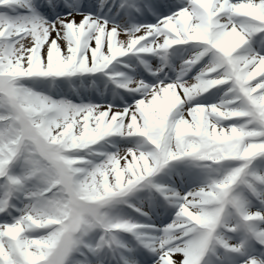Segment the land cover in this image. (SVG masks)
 <instances>
[{
    "label": "snow or ice",
    "instance_id": "6c2138e0",
    "mask_svg": "<svg viewBox=\"0 0 264 264\" xmlns=\"http://www.w3.org/2000/svg\"><path fill=\"white\" fill-rule=\"evenodd\" d=\"M178 4L173 10L166 0H0V9L23 10L0 12V264H31L28 253H43L35 264H213L210 248L224 250L215 264H264V171L254 163L264 161V0ZM152 17L155 23L146 22ZM249 41L260 50L249 46L241 54ZM189 44L195 51L173 69L168 50ZM145 55L160 64L153 69ZM121 64L132 75L117 71ZM166 67L176 71L174 79L160 76ZM220 86L226 91L219 103L193 102ZM230 120L244 122L224 123ZM113 136L142 141L96 150ZM181 161L239 165L184 193L153 182ZM102 178L111 189L100 201L105 206L139 188L154 192L147 211L134 207L147 223L118 219L84 235L74 204L54 194ZM241 185L260 210H249ZM170 208L171 221L158 226L152 213ZM121 231L131 239L122 241ZM43 243L52 246L38 247Z\"/></svg>",
    "mask_w": 264,
    "mask_h": 264
},
{
    "label": "clouds",
    "instance_id": "9594fccd",
    "mask_svg": "<svg viewBox=\"0 0 264 264\" xmlns=\"http://www.w3.org/2000/svg\"><path fill=\"white\" fill-rule=\"evenodd\" d=\"M197 39L202 37H195ZM225 55L228 54L230 49H223ZM141 158L143 162L146 164L147 160L141 154ZM120 178L121 173H117V186H120ZM101 188H103V195L101 194ZM111 189L107 187L106 178H102L101 180H94L85 184L84 182H77V187L72 190L61 189L55 195V199L59 203H63L65 201H71L74 204L73 211L78 212V219L80 220L81 230L84 235H87L88 232L95 231L98 228H105L110 225H113V222L118 220L115 217L109 215V212L105 205L101 204L100 201L104 199V196L109 194ZM53 215L55 213H52ZM200 224L209 223L208 217H193ZM54 221H45V223H52ZM39 226L40 221L36 222ZM52 245L49 243L40 244L38 247H51ZM28 258L31 264H35V261L44 259L43 253L40 255H33L32 253H28Z\"/></svg>",
    "mask_w": 264,
    "mask_h": 264
},
{
    "label": "rangeland",
    "instance_id": "374dc122",
    "mask_svg": "<svg viewBox=\"0 0 264 264\" xmlns=\"http://www.w3.org/2000/svg\"><path fill=\"white\" fill-rule=\"evenodd\" d=\"M41 13L43 14V12L41 11ZM156 22V20H154V21H152V22H149V23H155ZM195 51V48L193 47V45H191L190 46V51H189V53H188V56L186 57V56H182L179 52H176L175 53V57H176V60L177 61H175V64H176V67H177V71H178V69H179V67H180V65L182 64V62H183V60H185V59H187V58H189L192 54H193V52ZM122 60V59H121ZM125 62V61H124ZM151 64H152V66H153V69L155 68V65H158L159 64V62H155V61H151ZM175 78V77H174ZM185 79H187L186 77H184ZM26 87V86H25ZM30 88H33V90H37V88L36 87H34V86H30ZM34 88H36V89H34ZM38 91V90H37ZM225 91H226V89H224L223 90V94H221L220 95V99L218 100L217 98H216V96L215 97H213V98H210V99H208V100H204V101H199V100H194L193 102L194 103H201V104H214V103H219L220 102V100H221V98L222 97H224V93H225ZM54 98H59V97H54ZM69 98V97H68ZM95 99V98H94ZM95 102H97V103H99V102H101V101H97V99H95ZM137 145V143H133V142H131V141H128V142H126V143H124V145L123 146H121L120 145V147H118V148H113V149H109L107 152H116L118 149H128V148H133V147H135ZM93 160H94V158H93ZM223 164H225V163H223ZM220 167H218V165H216V164H213V165H211V167L209 168V170L208 171H201V170H199L198 168L196 169H191L190 170V172H191V174L188 176V181H190V182H192L191 184H190V186H189V188L187 189V190H185V191H183V193L184 192H187V191H189V190H191L192 188H196V187H199V186H201L204 182H206L209 178H217L218 177V175H220V174H222L223 172H221V167L223 166V165H219ZM220 169V170H219ZM21 171V169L20 168H17V169H15V172L17 173V174H19V172ZM258 171H264V167L263 168H261V169H259ZM196 172H199V174L198 175H196V176H194V181H196V183H193V180H190V177L193 175V173H196ZM140 206H142L141 205V201H138L137 202ZM18 207H22V205H17ZM250 211H253V210H250ZM132 211L131 210H129V209H127V208H122V207H120L118 210H115L113 213H111L110 214V216H112V217H115V218H117V219H136V218H138L139 217V214H132L131 213ZM9 222H10V219H9Z\"/></svg>",
    "mask_w": 264,
    "mask_h": 264
}]
</instances>
